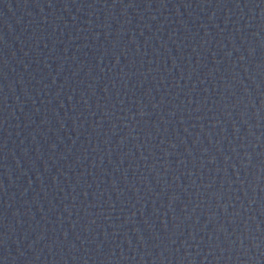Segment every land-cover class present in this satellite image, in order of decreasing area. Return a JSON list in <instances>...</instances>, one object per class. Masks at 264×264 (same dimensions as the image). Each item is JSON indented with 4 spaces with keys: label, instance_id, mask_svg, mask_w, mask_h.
<instances>
[{
    "label": "water",
    "instance_id": "95a60500",
    "mask_svg": "<svg viewBox=\"0 0 264 264\" xmlns=\"http://www.w3.org/2000/svg\"><path fill=\"white\" fill-rule=\"evenodd\" d=\"M0 264H264V0H0Z\"/></svg>",
    "mask_w": 264,
    "mask_h": 264
}]
</instances>
